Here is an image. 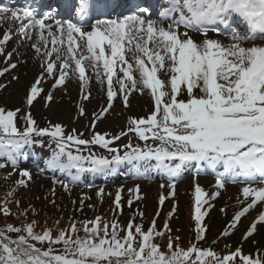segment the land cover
<instances>
[{
    "label": "snow or ice",
    "instance_id": "6c2138e0",
    "mask_svg": "<svg viewBox=\"0 0 264 264\" xmlns=\"http://www.w3.org/2000/svg\"><path fill=\"white\" fill-rule=\"evenodd\" d=\"M167 3L169 6L159 13L161 20H171L167 26L146 18L149 9L145 7L118 18L96 19L86 28L85 23L94 15L103 14L99 11L102 5L99 0H77L73 6L75 17L56 19L55 31L53 25L47 23L52 18L51 12L40 15L31 7L0 8V19L10 13L7 18L20 21V33L27 35L28 29L38 31L45 47L48 43L53 46L67 43L63 57H60L63 48L53 47L44 52L46 58L56 52L61 62L57 64L48 59L44 72L32 84L26 97L28 106L43 91L39 85L44 74L55 76L57 68L59 76L53 87L64 85L71 69V74L80 82L83 99H88L84 91L90 80L87 69L91 68L101 83L107 81L109 107L116 95L114 77L120 84V92L124 93L125 106L131 92L143 94L145 90L150 91L154 111L147 118H130L129 130H134L144 140L149 139L150 133L151 138L160 141L158 147L133 148L111 158L91 153L84 156L79 154V148L76 153L69 150V142L108 148L111 141L100 133H95L91 140L65 135L60 124L52 126L51 131L38 128L30 113L24 117L26 126L21 131L16 122L20 110L0 107V158L9 161L15 169L22 149L37 142L33 140V134H50L56 147L47 165L69 174L73 169L76 172H101L125 162L138 164L155 159L158 168L172 181L169 187L174 189L184 165L196 162L197 166L203 164L213 171L222 165L223 172L216 177L217 188H224L228 178L233 183L243 178V197L245 200L251 198V202L236 212L225 228L222 235L227 237L242 216L257 203L264 202V186H255L257 182L264 185V44L245 46V41L264 34V0H167ZM233 24L237 26L233 27ZM181 25L186 31H179ZM239 28L244 29V34ZM192 31L201 33L204 38L195 40L190 35ZM209 31L230 34L229 42L209 38ZM8 39L10 36L5 33L0 45ZM33 48L40 52L37 45ZM3 51L0 47V52ZM11 55L8 53L9 58ZM9 67L14 69L16 65L10 63ZM8 70L5 67L0 75ZM161 70L167 80L160 78L158 73ZM166 87L170 92L165 91ZM185 92L187 98H180ZM52 98L49 92L46 99L51 101ZM107 111L102 108L100 113L94 114V121ZM80 113L84 114L83 107ZM109 151L117 152L116 149ZM4 167L6 165L0 163V168ZM20 175L31 178L27 170L21 171ZM78 179V176H72L73 183ZM25 182L20 179L16 183L24 185ZM64 187L68 189L66 183ZM103 191L100 189L98 195ZM219 194L213 193L212 197ZM7 196L13 197L14 191L8 192ZM206 196L207 193L196 185L194 219L198 242L206 238L207 229L203 225L206 212L202 211V204L208 202ZM163 201L161 196V204ZM16 203L19 205V201ZM114 203L118 208L121 206L120 191H117ZM27 211L25 209L22 214L26 215ZM175 211L173 207L172 212ZM0 213L5 217L12 214L7 199L0 204ZM258 225L264 226V212L251 223L244 238L252 236ZM164 228L171 232L167 222ZM120 231L124 232L123 236ZM83 232V236L78 234L75 223L68 229H59L55 236L51 228L35 231V221L22 223L19 227L6 224L0 227V264H235L237 258L239 264H264L259 254L256 258L245 255L241 247L225 255L211 246L204 248L191 244L185 249L180 247L179 237L171 235L165 251L155 242L156 237L164 235L157 229L155 220L145 230L143 224H135L132 220L126 228H120L117 221L109 224L97 216L94 220L83 221ZM56 245H63V249L57 251Z\"/></svg>",
    "mask_w": 264,
    "mask_h": 264
},
{
    "label": "rangeland",
    "instance_id": "374dc122",
    "mask_svg": "<svg viewBox=\"0 0 264 264\" xmlns=\"http://www.w3.org/2000/svg\"><path fill=\"white\" fill-rule=\"evenodd\" d=\"M76 4L77 2H73L71 9ZM14 6L6 7L1 5L0 8L6 7L14 10L31 7L41 14L31 4ZM8 15L10 13L5 15V21H9L12 26L8 25L7 29L2 28L3 24H5L4 18L0 19V40L3 39L5 33L10 36V39L0 45L4 50L0 52V71L5 67L9 68L6 73L0 75V85H3V87H0V102L9 110H20L17 113L16 122L21 131L26 126L24 117L30 113L38 128H49L51 131L52 126L60 124L64 129L65 135L73 134L80 136L82 139L91 140L95 133H100L105 134L106 139L111 141L108 148L98 144L76 145L73 142H69L71 145L69 150L76 153L79 148L81 149L79 154L84 156L91 153L111 158L112 155H123L124 152L131 151L133 148L146 150L147 148H155L160 145V141L151 138L150 133L148 134L149 139L144 140L134 130H129L130 118H147L154 111L155 104L150 91L145 90L143 94L139 91L131 92L128 95V104L125 106L124 93L120 92V84L117 83L116 77H114L113 91L116 95L113 97L109 107L107 81L105 79L101 83L91 68L87 69V75L90 80L84 91V95H88V99H83L80 91V82L76 76L71 74V69L68 70L69 78L65 81V84L54 88L55 79L59 76V69L57 68L55 76L44 74L39 85L43 91L33 101L32 105L28 106L26 97L32 84L44 72L48 59L55 61L57 64L61 62L57 58L56 52H53L50 58H46L44 52L51 51L53 47L63 48L64 51L60 52V57H63L66 53L67 43L56 46L48 43L47 47H45L38 31L28 29L27 35L20 33V21L13 22V20L7 18ZM68 17L71 18L73 16L70 15ZM146 18L157 20L158 23L164 21L150 17L147 14ZM49 21L55 20L51 18L47 23ZM50 24L53 25V30L55 31V23ZM179 31L184 32L186 29L181 25ZM239 31L242 34L244 33L242 28H239ZM44 35L47 36V32ZM190 35L197 41H201L204 38L199 32L192 31ZM222 36L224 35L221 33H208L209 38L220 39L224 43H228L229 38ZM253 43L264 44V38L245 41V46H251ZM33 45L40 47V52H37ZM8 53L12 54L10 58ZM129 58H131V54H129ZM10 63L15 64L16 67L14 69L9 67ZM158 74L161 79H168L163 74V70ZM118 75L122 76L123 74L118 72ZM165 91L170 92V88L166 87ZM49 92L52 93L53 97L51 101L46 99ZM196 92L197 95L200 94L198 89ZM180 98L186 99V92L182 93ZM81 107L84 108V114L80 113ZM102 108H107L108 111L94 121V114L100 113ZM73 129H75V133H73ZM121 133L124 134L121 135ZM113 137L119 138L113 139ZM33 140L37 141L31 144L37 150L36 154L34 153L30 156L27 154V156L23 155V157L18 158L15 169L8 161L5 164L6 167L0 170L4 174L3 179L0 181V204L5 199L9 200L8 197L2 196V190L8 191L19 187L15 198L18 199L22 209H28L29 211L31 209L46 210V212L49 210L48 214L57 215L58 217L65 216L66 220L73 221L81 220L82 218L90 219L97 216L98 212L106 210L107 205L115 201L117 191H120L121 202H128L131 198L135 199L132 196H136L137 199L133 205L134 209L139 207L144 209L146 213L153 209L151 211L156 214L158 210L154 208L157 202H160L161 196L159 194L163 193L167 197V201L164 198L166 208L163 209V213H158V216L167 221L171 232L169 233L167 230L162 229L158 230L164 233L162 237L172 234L179 238L181 235L182 239H189L187 228H190V226L187 224L190 221V215L194 218V207L196 205L195 187L199 185L207 193L205 199L208 202L202 204V211L206 212L203 220V225L207 229L206 238L197 242V245L215 248L222 242L226 245L242 246L245 250L251 248L264 250V226L258 225L257 231L252 236L247 239L244 238L251 223L261 212H264V202L257 203L254 208L242 216L236 227L230 229V235L227 237L222 235L223 231L221 229L226 225L228 226L235 213L251 202V198L245 200L243 197L242 188L245 186V182L242 179L235 183L231 179H227L224 188H217L216 177L218 174L215 171H211L205 166H199L197 170L195 168L194 172H192L193 167L191 166V169L185 168L183 170L182 168L181 175L175 180V188L172 189L169 187L172 181L163 173V170L158 168L157 162H154L155 160L153 159V161L149 160L145 164L140 163L138 173L131 171L130 167H125L126 173L122 171V176L107 177L108 175H101L103 171L101 174L97 173L99 175L91 174L88 177L87 173L93 172L85 170L82 171L78 181L73 183V174L70 175L67 172L53 170L42 162V156L44 157L45 153H47L45 156L49 159L56 147V142L51 135L45 134L43 138L39 139L36 134H33ZM109 149H116L118 153L111 152ZM39 150L42 152L40 153ZM23 170H27L31 174L30 179L20 175ZM59 172L61 173L59 174ZM71 173H74V169ZM20 179L26 181L24 185L16 183ZM65 183L68 185L67 190L64 187ZM137 186L139 188L138 191H136ZM255 186L264 185L257 182ZM100 189L104 190L102 195H98ZM216 192L220 194L213 198L212 194ZM81 201H83V204H81ZM8 206L11 208L12 214L5 217L0 213V227L17 221L13 212H19V206L14 200H11ZM173 207L176 209L175 212H172ZM170 212H172L171 216H169ZM28 216L30 215L28 214ZM160 224H163V222L160 221ZM12 235L15 236V234ZM190 237L196 239L195 230L192 231ZM158 238L156 237V239ZM165 241L168 243L167 240ZM165 241L164 244H166ZM55 248L57 251L63 249L62 245L55 246Z\"/></svg>",
    "mask_w": 264,
    "mask_h": 264
},
{
    "label": "trees",
    "instance_id": "16d2710c",
    "mask_svg": "<svg viewBox=\"0 0 264 264\" xmlns=\"http://www.w3.org/2000/svg\"><path fill=\"white\" fill-rule=\"evenodd\" d=\"M0 107H3L6 110H9V108L3 106L1 104V102H0ZM37 136L40 139V138H43L45 135H42V136L41 135H37ZM30 149H31V146L30 145H26L22 149V153H21V155L18 158L23 157V155L27 156V154L30 151ZM47 159L45 160L46 163L48 161ZM0 163L7 164L8 161L6 159H4V158H0ZM85 168H87V166H85ZM1 169L2 168H0V170ZM114 169H115V166H113L112 168H109L108 169V174L115 173L113 171ZM78 173L79 172H76V170L74 169V173H72V174L79 177ZM97 173H100V172H93L91 174L99 175ZM3 177H4V174L0 172V181H1V179H3ZM18 190H19V187L10 189L8 191L2 190V196L6 198V197H8L7 196L8 192L14 191V196L13 197H8L9 198L8 203L11 202V200H14L16 202V201H18V199L15 198V195H16V192ZM159 195L163 196L165 198V196L162 195L161 193ZM132 197H135V199H133V198L130 199L131 200V204H129V201L128 202L122 201L121 202V206L118 208L117 205L113 201L109 205H107L106 210L98 212L97 216H100L102 218V221H106L109 224H111L114 220L117 221L119 226H120V228H126L128 222L130 220H132L135 224H143L145 230H147V228L150 226L152 221L155 220L157 229H162V230L166 231V229L164 228V224L167 221H164V218L163 219L160 218V216H158L157 213L156 214L153 213L151 211L153 209L149 210L148 213H146L144 209H141L139 207L138 208L135 207V209H134L133 205H134V203H135L137 198H136V196H132ZM18 206H19V212H13L14 215H15V219H17V221L12 222L11 224H13L14 226L19 227V226H21L22 223H31V222L35 221V231L42 232L45 228H51L53 230V236L58 234V230L59 229H68V228H70V225L72 223H75V224L79 223V224H76V227L79 230L78 234L83 236L84 235V232H83V221H86V220L87 221H91V220H94L95 217H97V216H94V217H92L90 219L82 218L81 220L69 221V220H66V218H64L65 216L58 217L57 215L53 216L51 214H48V212H50L49 210H47V212H46V210H43V211H41V210L40 211H38V210L29 211L28 210L26 215H25V214H22L25 209H22V207L20 206V203H19ZM164 208H166V207H165V203L163 201L162 204H161V202H157V205L155 206L154 209H157L158 213H161V212L163 213L164 212L163 211ZM141 213L143 214L142 216L140 215ZM28 214L31 217L28 216ZM57 221H59L58 224L56 223ZM160 221L163 222V224H160ZM187 225L190 226V228L189 227L187 228V230H188L187 234L189 236V239H187V238L182 239L181 235H180V238H179L180 247L185 248V249H187L191 244H197V242H198V241H196V239L190 237L192 231H194L195 228H196V221L191 215H190V221H189V223ZM228 225H229V223H228ZM89 227H91V225H89ZM226 227H227V225L224 228H222L221 231L224 232ZM119 234L121 236H123L124 232L120 231ZM171 236L173 238L177 237V236L172 235V234H171ZM165 240L168 241V236L159 237L158 239L155 238V242L160 244L162 246V248L166 251L167 250V247H166L167 246V242ZM164 241H165L166 244H164ZM225 245L226 244L221 242L218 247H215L213 249L216 252L220 253L221 255H225L229 251H234L236 247H241L243 254L252 255L254 258H256L257 255L259 254V258L264 259V250H262V249L251 248L249 250H245L244 247H242V246H235L234 244H230L229 245L230 247H225ZM56 246H61V245H56ZM198 246L207 248L206 245H198ZM45 247H46V245H45ZM62 247H63V245H62ZM235 264H239L238 258H237V261L235 262Z\"/></svg>",
    "mask_w": 264,
    "mask_h": 264
},
{
    "label": "bare ground",
    "instance_id": "6f19581e",
    "mask_svg": "<svg viewBox=\"0 0 264 264\" xmlns=\"http://www.w3.org/2000/svg\"><path fill=\"white\" fill-rule=\"evenodd\" d=\"M27 1H31V0H27ZM46 1L47 0H41L40 1V4H45ZM57 1H59V0H57ZM144 1L145 0H142L140 3H143L145 5H148V4L151 3V5H155L156 3H160L161 2L160 0H149L150 2L148 0L145 1V2ZM99 2L102 5L101 8L99 9V11L100 12H104V13H109L112 10H115V11H118V12H123L124 10L128 9L126 6H128L129 4H131L132 2H134V0H99ZM53 3H55V2H53ZM32 4H36V6H37L36 1L33 2ZM39 8H40V6H39ZM66 9L67 8H66V3H65L64 7L61 8V9H59V10H61V13H63ZM149 9L152 12V7H150ZM124 14L126 15V13H124ZM100 19H102V18H100ZM4 22H5V24H3V26H2L3 29H7L8 25L9 26H12V24L9 23V21H5V18H4ZM49 23H55V21H49ZM160 23H163L165 26H167L169 23H171V20H170L169 23H165L164 21H162ZM180 29H181V26H180Z\"/></svg>",
    "mask_w": 264,
    "mask_h": 264
}]
</instances>
